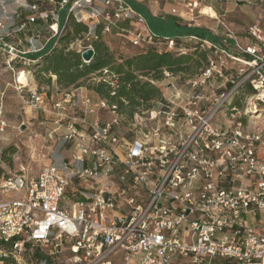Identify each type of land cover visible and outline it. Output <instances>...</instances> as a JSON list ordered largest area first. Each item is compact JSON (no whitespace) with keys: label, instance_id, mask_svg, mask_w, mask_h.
<instances>
[{"label":"built area","instance_id":"built-area-1","mask_svg":"<svg viewBox=\"0 0 264 264\" xmlns=\"http://www.w3.org/2000/svg\"><path fill=\"white\" fill-rule=\"evenodd\" d=\"M174 1L190 20L201 4ZM43 3L88 26L81 55L93 49L99 26L103 37L119 30L134 48L184 51L152 33L126 0H32L0 17L9 67L18 44L2 19L16 33L38 20L49 23L52 38L64 32L60 16L39 15ZM226 29L223 47L191 38L211 54L189 91L160 89L162 99L132 121L77 90L58 101L29 91L32 107L55 114L57 126L77 109L84 117L73 115L61 136V125L48 133L59 149L72 145V156L33 179L5 182L21 196L0 201V264H264V36L251 27L255 42L244 45ZM231 63L242 68L231 72Z\"/></svg>","mask_w":264,"mask_h":264},{"label":"rangeland","instance_id":"rangeland-1","mask_svg":"<svg viewBox=\"0 0 264 264\" xmlns=\"http://www.w3.org/2000/svg\"><path fill=\"white\" fill-rule=\"evenodd\" d=\"M226 1L205 0V3H201L200 6L194 10L195 16L192 18L193 20H190V15H186L187 13L190 14L188 9L183 8L182 13L184 18L182 19L186 24L190 25V23L195 24L190 21H194L196 18H200V16H202L206 19L205 24L204 22H201L202 27H212L215 31H218L219 29L221 32L218 31V35L224 37L227 35L228 31L226 28H228L236 34L239 39L247 38L250 28L255 26L256 20L258 21V25L262 27V31H264V0H241L238 2V7H235V2H237L236 0H230L229 9H235H233L232 13L227 14L225 18L220 16L219 20L211 18V16L214 17L216 15L215 12L212 13L210 17L205 15L204 10H206L205 8H209L208 5L213 4L214 7L218 9L219 7H223L222 4ZM4 2L2 1L4 7L2 6L3 8H1L0 17H3L5 15L3 13L5 12L7 13L6 16L12 15L17 8L26 6L30 0H16L17 3H12L8 0ZM43 13L50 15L49 17H52V13H55L56 18L60 16L59 20L61 23V19L66 11L59 10V6L57 5H48L43 3L40 6L39 15ZM2 21H4L2 22L3 25L12 23L10 19H2ZM217 23L219 28L216 27ZM48 26L49 24H47V29L49 30ZM148 26L152 33L161 38L169 35L168 31H163V29H161L155 22H148ZM20 34L19 37L21 40H18L19 38L15 39L16 37L14 38V40L18 43V57L12 63V68L6 63L7 54H2V56L0 51V201L8 197H10V200H18L21 196L20 192L16 193L4 189V185L7 180L14 179L17 176H25L29 179H33L34 177L39 176L43 172V169L48 167V165L58 163L61 159L59 156H72L71 152L73 150V147L70 144H66L64 147L59 149L58 144L48 137L49 131L52 129H58L60 125L62 129L61 132H58L57 136H61L63 133H66L68 125L72 123L70 118L73 117L68 115L69 118L65 119L57 126L54 123L56 120L55 118H57L55 114L41 116V114H39L38 111L32 107V96L29 94V91L34 88L37 90L40 89V93H46L49 99L58 101L64 95L71 92L73 93L78 88L71 89L69 91H59L55 85L56 78L53 79V86L45 85L39 87L36 78H34L30 69L29 62L32 54H36L34 50L39 52V49L36 48L34 44H36V41H40L41 39L37 37L33 38L31 35L27 36L25 31ZM103 39L108 46H111V51L115 54L116 58H119L121 55L124 57L135 56L141 51V49H138L137 47L134 48L130 45L122 36H115L114 34L106 33ZM184 40V42L179 41L180 46L184 49L182 53H185L186 49L187 52H192L191 49L197 46L198 42H194L193 44L191 42V38ZM84 45H86V42L78 40L71 45V50H78L80 52L81 48L85 47ZM1 46L2 45L0 43V49L3 47ZM120 47H125L130 53L120 52L122 50ZM151 48L154 47L152 46ZM162 50L165 52L169 51L165 48ZM21 52H23V54H21ZM171 52L175 53V51ZM177 53L182 54L181 52ZM228 68L229 71L234 72L242 67H237V65H233L231 63L228 65ZM21 74H26L27 77L32 78V84H34L32 85L33 88L32 86L25 87V85L18 83L19 76ZM103 78L108 79L107 76ZM191 79L193 78L183 75L178 77L167 75L163 82L156 84L159 89H162L163 92L168 94L170 84H174V86L179 87L184 91H189V82ZM90 84L91 82H87L84 86L79 88H83L89 96L99 97L96 92L93 90L90 91L87 88ZM76 116L79 118L78 112L76 113Z\"/></svg>","mask_w":264,"mask_h":264},{"label":"trees","instance_id":"trees-1","mask_svg":"<svg viewBox=\"0 0 264 264\" xmlns=\"http://www.w3.org/2000/svg\"><path fill=\"white\" fill-rule=\"evenodd\" d=\"M130 3L146 16L149 23L155 22L163 31H168L169 35L164 38L156 35L162 41L172 39L179 44L183 38L198 37L223 47L221 40L204 29L192 28L186 24L180 26L178 17L165 18L163 21L161 18L155 19L135 2ZM26 16L25 13L22 15L24 19ZM65 20L64 32L53 39L51 48L30 57L29 66L39 87L53 86L54 78L59 91H69L91 82L87 88L96 92L100 98L118 106L120 113L127 121H132L138 112L152 109L153 104L162 99V91L156 83L163 82L167 75L197 77L207 65L211 54L210 51L203 50L197 45L191 49L190 53L180 54L151 48L142 50L135 56L121 55L116 58L110 46L104 41L102 27L99 26L96 29V36L90 41L95 55L90 63H86L78 50H71V45L78 40H84L89 34V28L75 16H70L67 11L63 15L62 25ZM39 22L43 21L39 20ZM23 31L27 33V36L33 34L28 25L18 33ZM118 33L119 30L114 29V34ZM20 35L18 40H21ZM106 76L108 79L103 78ZM38 91L40 92V89ZM114 92L115 95H113Z\"/></svg>","mask_w":264,"mask_h":264},{"label":"crops","instance_id":"crops-1","mask_svg":"<svg viewBox=\"0 0 264 264\" xmlns=\"http://www.w3.org/2000/svg\"><path fill=\"white\" fill-rule=\"evenodd\" d=\"M191 1H195V0H191ZM226 1V0H225ZM229 1L230 0H227L225 3H223L222 4V6L223 7H219L218 9L216 8V7H214V5L213 4H211V5H208L209 6V9H212V11H214L215 12V14H216V17H213V16H211V18H215V19H217V20H219V16L220 17H226L227 16V14H229V13H232L233 12V9H235V8H232V9H229ZM237 2H235L236 4H235V7H238V0H236ZM126 2L131 6V3L130 2H135L138 6H140L142 9H144L145 10V12H147L148 13V15L149 16H151V17H153V18H155V19H159V18H161V21H163V20H165V18L167 19V18H169V17H178L179 19H180V26L181 25H185L186 23L183 21V19H182V15H181V11L183 10V5L181 4V2L179 3V2H177V1H170V0H126ZM201 3L203 4V3H205V0H201ZM12 4V3H11ZM207 6V7H208ZM133 9H135L138 13H140V14H142L139 10H138V8L137 7H133V6H131ZM27 16H28V14H29V12L27 11V12H24ZM142 15H144V14H142ZM144 17H145V19H146V21H147V24H148V19L146 18V16L144 15ZM210 17V16H209ZM24 20H26V19H24ZM203 20V21H202ZM19 22V21H18ZM62 22H63V18L61 19V26L62 27H65V24H66V20H65V22H64V24L62 25ZM190 22H194L195 24H191L190 23V25H188V24H186V25H188L189 27H192V28H201V29H204V30H206L207 32H209L210 34H213L214 36H216L219 40H223L224 39V37L223 36H221V35H218V31L219 32H221L219 29H218V31H215V30H213V28L211 27H207V26H201V22H204V24H205V22H206V19L204 18V17H202V16H200V18L198 17V18H196V20H194V21H190ZM47 22H45L44 20H43V22H39V20H38V22H36V23H31V22H29L28 21V26H29V29L33 32V34H32V36L34 37V38H39V39H41L40 41L38 40V41H36V44H34L35 46H36V48H38L39 49V52H36V53H42V52H44L45 50H47V49H49V48H51L50 47V45H51V42H53V39H55V38H52V33L47 29V24H49V23H47ZM121 24H124V26H126L127 24L126 23H121ZM120 24V25H121ZM258 25V21L256 20L255 21V26H257ZM13 26V22L12 23H9L8 25H6V28H5V31H8V32H10L11 34H15L13 37H11V38H9L8 39V41L10 42V43H15V44H18L17 43V41L16 40H14V38L15 39H17L18 38V35H19V33H16V32H14L15 31V28L14 27H12ZM260 28H261V30H262V27L260 26V25H258ZM206 27V28H205ZM216 27H218L219 28V26H218V23H217V26ZM254 27V26H253ZM148 28H149V26H148ZM262 33L264 34V31H262ZM115 35V34H114ZM43 36V37H42ZM115 36H118V35H115ZM192 38V37H191ZM51 39V40H50ZM184 39H189V38H183V39H181V41L182 42H184L185 40ZM239 39V38H238ZM239 41H241V43L242 44H244V45H251V44H253L255 41H253L252 39H251V37H250V34L248 35V37L247 38H242V39H239ZM192 42V41H191ZM193 44H194V42H192ZM231 45H233V42H232V44ZM110 48H111V46H110ZM122 50L120 51V52H125V53H130V52H128L127 50H126V48L125 47H120ZM112 49V48H111ZM0 51H1V55L3 54V55H5L4 54V52L0 49ZM140 51V50H139ZM142 51V50H141ZM2 55V56H3ZM33 55V54H32ZM35 55V54H34ZM77 90V92H79V93H82V94H85V95H88L86 92H85V90L83 89V88H78V89H76ZM75 90V91H76ZM74 91V92H75ZM89 96V95H88ZM91 97V96H90ZM93 97V96H92ZM93 98H95V99H99V97H93ZM78 112V115H79V117H84V113H83V111H82V109H77L76 111H74V113L73 112H71L70 113V116H73V115H75L76 116V113ZM42 116V115H41ZM77 117V116H76ZM111 118V116L110 115H106V114H104L103 115V120L104 121H106L107 119H110ZM88 120H91V117H88ZM61 129H62V127L60 128V131L59 132H61ZM60 157V156H59ZM61 158V157H60ZM60 161H61V159H60ZM59 161V162H60Z\"/></svg>","mask_w":264,"mask_h":264},{"label":"bare ground","instance_id":"bare-ground-1","mask_svg":"<svg viewBox=\"0 0 264 264\" xmlns=\"http://www.w3.org/2000/svg\"><path fill=\"white\" fill-rule=\"evenodd\" d=\"M205 9L206 10H204V11H205L206 16H211V14L214 13V11H212V9H209V8H205ZM207 10H210V11H207ZM214 17H216V15ZM18 83L25 85V87L34 85V84H32V78L27 77L26 74H21L19 76V82ZM32 88H33V86H32Z\"/></svg>","mask_w":264,"mask_h":264},{"label":"water","instance_id":"water-1","mask_svg":"<svg viewBox=\"0 0 264 264\" xmlns=\"http://www.w3.org/2000/svg\"><path fill=\"white\" fill-rule=\"evenodd\" d=\"M94 55H95V51H94V49H90V50H88V51H86V52H84V53L82 54V59H83V61H85L86 63H90L91 60L93 59Z\"/></svg>","mask_w":264,"mask_h":264}]
</instances>
